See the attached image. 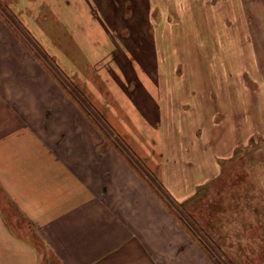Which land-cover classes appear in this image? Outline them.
Masks as SVG:
<instances>
[{"label":"rangeland","instance_id":"obj_1","mask_svg":"<svg viewBox=\"0 0 264 264\" xmlns=\"http://www.w3.org/2000/svg\"><path fill=\"white\" fill-rule=\"evenodd\" d=\"M33 71L163 204V263L264 264V0H0V76Z\"/></svg>","mask_w":264,"mask_h":264},{"label":"crops","instance_id":"obj_2","mask_svg":"<svg viewBox=\"0 0 264 264\" xmlns=\"http://www.w3.org/2000/svg\"><path fill=\"white\" fill-rule=\"evenodd\" d=\"M7 77L0 76V264H165L151 243L171 218L137 170L117 151L99 150L84 130L88 120L48 119L22 87L42 82L39 72Z\"/></svg>","mask_w":264,"mask_h":264},{"label":"trees","instance_id":"obj_3","mask_svg":"<svg viewBox=\"0 0 264 264\" xmlns=\"http://www.w3.org/2000/svg\"><path fill=\"white\" fill-rule=\"evenodd\" d=\"M198 235V234H197ZM199 236V235H198ZM205 247V249L208 251V253H213V250H210V248H208L206 245H203ZM215 257L217 258L218 262L222 263L220 258L218 257V255H215ZM232 261V260H231ZM230 261V262H231Z\"/></svg>","mask_w":264,"mask_h":264}]
</instances>
